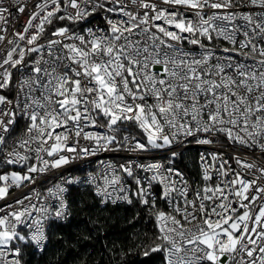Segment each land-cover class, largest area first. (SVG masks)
<instances>
[{
  "label": "snow or ice",
  "instance_id": "obj_1",
  "mask_svg": "<svg viewBox=\"0 0 264 264\" xmlns=\"http://www.w3.org/2000/svg\"><path fill=\"white\" fill-rule=\"evenodd\" d=\"M13 6L28 7L0 0V166L21 171L0 172V264L44 251L73 184L143 205L156 227L143 255L163 264H264V0H36L9 36ZM98 9L104 26L72 28ZM193 144L195 186L172 166ZM113 151L137 155L31 187ZM152 152L164 155L143 162Z\"/></svg>",
  "mask_w": 264,
  "mask_h": 264
},
{
  "label": "trees",
  "instance_id": "obj_2",
  "mask_svg": "<svg viewBox=\"0 0 264 264\" xmlns=\"http://www.w3.org/2000/svg\"><path fill=\"white\" fill-rule=\"evenodd\" d=\"M175 162L195 185L202 183L198 148L186 149ZM68 201L70 218L51 223L46 248H27L25 264H163L159 253L143 255L156 227L135 199L101 205L90 187L73 185ZM157 207L164 209V203L158 200Z\"/></svg>",
  "mask_w": 264,
  "mask_h": 264
},
{
  "label": "built area",
  "instance_id": "obj_3",
  "mask_svg": "<svg viewBox=\"0 0 264 264\" xmlns=\"http://www.w3.org/2000/svg\"><path fill=\"white\" fill-rule=\"evenodd\" d=\"M21 3L27 4V6H28L27 10L24 14H20L16 11L15 7L13 6L12 15L9 16V18H8L9 22L7 24L9 36H11V32L13 30L18 31V30L22 29L23 24L27 20L28 14L31 12L34 3H36V0H21ZM105 15H107V14L98 9L96 12H94L92 15H90L87 18V20H84V21H81V22H78V23L72 25V28L79 32V31H81V29H86V28L95 29L97 27H102V26H104L103 17ZM186 47H191V46L186 45ZM124 129H127V131H124ZM93 131H104V129H95ZM121 134L122 135H136L138 138L142 137V135H143L138 128H136L134 125H131V124L123 125L122 130H121ZM204 147L205 146H199V145L193 144V145L187 147L186 149L198 148L199 149V155H200V153L204 150ZM217 147H218V145H217ZM246 151L247 150H241V154H243ZM229 152H231V149H229ZM136 155L137 154L128 153L125 151H113V152L100 153L98 156L88 157L87 159L75 160L71 164L64 166V168H62V169L53 170V171L41 176L38 179L37 184L33 185L31 187H37L40 191L43 192L44 189L50 187L53 183L57 182L60 179L61 175H63L65 178L79 177L80 180L83 181L84 179H86V177L89 173L95 172L98 169V161H104L106 163H112V164L118 165L120 163L125 162L126 159H134ZM140 155L148 158V159H145L143 161V162L147 163V162H151V157L155 156L157 159H159V158L163 157L164 153L163 152H152V153H144V154H140ZM165 163H166V161H165ZM199 165H200V162H199ZM172 166L180 169L184 173L185 178L188 179L189 182L195 186V184L188 178V176L184 172V170H182V168H180L179 165L176 164V162H174V164ZM233 167H235L234 163H233ZM4 170L21 171L19 166H15V167L0 166V172H3ZM200 170H201V168H200ZM141 175H151V174L150 173H141ZM73 185L85 186L84 184H73ZM73 185H68L67 186L68 189H70V187ZM26 191H27V189H13L12 194L14 196H19V195H21L22 192H26ZM159 191H160L159 187L154 185L153 194L156 195L157 201L159 200V201L163 202L164 203V209L163 210L169 211L170 209H169L168 205L166 204V202L159 199ZM67 199H68V193H67ZM2 203H4V202L0 201V204H2ZM117 203H125V202L120 201ZM109 204H111V203H109ZM69 218H70V215L67 218V220ZM67 220H64L61 222H66ZM49 229H50V227H49ZM49 229H48V237H49ZM48 240H49V238H48ZM47 244H48V241H47ZM47 244H46V246H47ZM46 246H45V248H46ZM37 251L42 252L39 250H37ZM24 264H25V262H24Z\"/></svg>",
  "mask_w": 264,
  "mask_h": 264
}]
</instances>
